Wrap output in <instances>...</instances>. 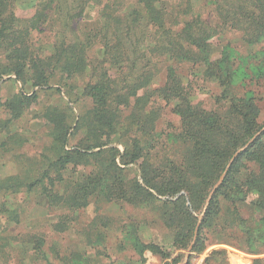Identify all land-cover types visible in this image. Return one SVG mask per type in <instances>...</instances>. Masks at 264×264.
Instances as JSON below:
<instances>
[{
    "label": "trees",
    "instance_id": "trees-1",
    "mask_svg": "<svg viewBox=\"0 0 264 264\" xmlns=\"http://www.w3.org/2000/svg\"><path fill=\"white\" fill-rule=\"evenodd\" d=\"M35 1L38 3L30 8L32 14L20 19L13 12L6 11L8 0H0V54L5 53L9 60L0 64V77L14 74L24 85L29 82L33 86H41L59 76L70 82L68 88L72 91L77 85L74 79L89 74L90 80L81 91L91 100V107L70 123L60 112L46 114V119L53 116L49 119L54 124L51 136L56 149L41 166L37 184L43 190L38 195L46 205L59 206L71 213L85 207L90 197L147 205L157 202L163 209L165 223L172 222L170 226L173 225L177 208L187 216L188 225L192 216L181 196L175 200H161L155 193L171 197L194 185L207 188L214 173L222 172L232 151L256 132L254 111L249 102L235 99L237 102H233V109L247 131L244 138H236L234 132L221 124L217 115L192 102L190 93L184 90L174 68L170 67L167 83L153 92L168 102L174 101L181 117V132L176 136L181 142H186L188 148L179 162L166 159L157 166L153 164L149 150L152 147L150 142L155 139L152 132L155 117L153 111L146 108V102L138 105V99L145 96V87L154 77L149 67L158 63L161 57L193 65L204 63V74L208 78L229 85L235 71L233 60L225 49L219 58L213 59V40L225 29L242 31L244 41L249 44L264 39V0H207L217 17L214 25L194 9L192 0H126V4L124 0L106 3L104 0ZM174 1H178L176 8L172 5ZM90 4L98 8L95 23L83 21ZM48 22H53L58 29L53 52L42 58L35 50H29L25 41L31 30L40 29ZM96 44L100 45V57L97 56L95 63L90 64L88 55ZM148 49L152 53L145 58L147 64L141 65ZM252 58L256 60L254 69L264 77V52H256ZM141 90L144 94L131 102V98ZM19 98L18 101L22 102L23 98L27 99ZM129 109L130 113L125 114ZM122 123L126 126L122 127ZM214 131H221V136L228 138L231 150L214 141ZM69 140L75 143L68 146ZM114 142L123 145V152L116 146H109ZM226 151L229 153L223 159ZM120 164L138 167L142 182L138 181L136 174L123 179L125 171L130 170ZM89 165L90 171L66 184L64 171ZM47 180L49 182L44 183ZM14 185H17L14 181L7 182L5 188L8 190ZM218 197L227 203L221 224L224 233L243 239L248 253H262L264 133L238 156L213 194L198 227L192 246L194 251L204 243L201 229L211 227L219 213ZM240 203L249 207L251 213L248 217L238 208ZM6 212L9 220L19 223L16 210ZM63 215H60L61 219ZM61 219L51 225L56 232L64 229ZM179 231L174 233L172 245L186 249L192 237V226ZM30 236L34 241L30 245L33 246L22 249L21 264L47 259L43 250L44 238L36 234ZM124 238L125 243L141 257L137 261L140 264L144 261L142 254L145 249L164 256L168 254L156 244H144L133 224L126 226ZM30 250H33L32 254ZM220 252L214 250L212 254Z\"/></svg>",
    "mask_w": 264,
    "mask_h": 264
},
{
    "label": "rangeland",
    "instance_id": "rangeland-1",
    "mask_svg": "<svg viewBox=\"0 0 264 264\" xmlns=\"http://www.w3.org/2000/svg\"><path fill=\"white\" fill-rule=\"evenodd\" d=\"M108 1L112 2V0H104L105 3ZM37 3L35 0H8L6 11L13 12L15 16L22 19L32 14L33 11L30 8ZM124 3L126 4V0ZM177 3L178 1L172 2L174 8ZM192 4L203 19L210 21L212 25L217 23V17L211 10V6L207 4V0H192ZM90 5L84 12L83 21L95 23L98 8ZM56 29H58L57 25L54 26L53 22H48L40 29L31 30L25 41L29 50H35L37 54L43 56L42 58L51 54ZM224 49L231 55L235 69L232 82L227 86L208 78L204 74V63L193 65L191 62L165 60V57H161L158 63L149 67L153 70L154 77L145 87L147 91L145 96L138 99V105L146 102V108L151 109L155 117L152 124L155 139L150 142L152 147L149 149L154 165L158 166L166 159L179 162L188 148V144L181 142L176 136L181 132L179 109L174 106V101L168 102L158 97L157 92H153L167 83L170 67L174 68L184 90L190 93L192 102L206 112L217 115L223 122L221 124L226 125L225 128L228 127L226 130L234 132L236 138H244L247 131L243 127L241 117L233 109V104L237 102L235 99L242 98L251 104L255 114L256 132L264 126V77L254 69L256 60L252 58L256 52H264V39L249 44L244 41L242 31L225 29L213 40L211 57L219 58ZM99 51L100 45L96 44L88 55L90 64L95 63L97 56L100 57ZM144 53L141 65L147 64L145 58L152 52L148 49ZM0 58V64H6L9 61L5 53L0 54ZM89 80V74L75 78L77 85L71 91L68 88L70 82L59 76L41 86H33L29 82L24 85L14 74L0 77V264H21L22 249L31 246L30 244L34 242L30 234L44 238L43 250L47 257L46 260L33 264H84L86 262L140 264L137 261L141 257L125 243L124 236L128 224L134 225L138 237L144 244H156L168 253L164 256L145 249L142 254L144 261L141 264H179L183 261L194 237L206 198L222 172L217 175L214 173L207 188L201 189V186L194 185L188 190H180L171 197L160 196L152 191L161 200H175L181 196L187 211L192 216L190 219L192 221L188 225L187 216L177 208L174 210L173 225L170 226L172 222L165 223L162 216L163 209L157 202L147 205L142 202L122 200L108 202L102 197H90L85 207L71 213L59 206L46 205V201L38 195L43 190L37 184L41 166L46 157L51 158L54 155L56 149L51 136L54 124L49 119L53 116H48L46 119V114L56 111L64 114L69 123L76 120L82 111L91 107L90 98L82 95L81 91ZM143 94L141 90L137 96L131 98V102ZM21 96L27 99L23 98L24 102L18 101ZM129 113L130 109L125 114ZM121 126L124 127L126 124L122 123ZM129 128L131 129L130 126ZM220 132H213L214 141L221 146L225 144L226 150H231L228 138L222 137ZM125 141L127 139H124ZM73 143L75 142L69 140L68 146ZM109 146H116L120 152H123L121 143L114 142ZM240 146L232 151L230 157ZM228 153L225 152L223 159ZM230 157L226 159V164ZM120 166L125 165L120 164ZM125 167L130 171H125L123 179L136 174L138 181L142 182L138 167L133 164ZM90 169L89 165L64 171V177L67 178L66 184L77 180ZM13 181L17 185L6 190V183ZM47 182L49 181L44 183ZM218 205L219 213L215 215L213 225L207 229L205 226L201 229L205 236L204 243L200 244L197 250H190L186 264H264V251L260 254L248 253L243 239L224 233L221 224L227 203L218 197ZM238 208L246 217L251 213L244 203L238 204ZM6 210L18 212V224L7 218ZM62 213L64 215L61 219ZM60 219L64 222V229L56 232L51 225ZM185 226H192V237L187 248L180 249L172 245L173 237L176 231L185 230ZM260 249L263 250V247ZM214 250L222 252L212 254ZM32 252L33 250H30V254Z\"/></svg>",
    "mask_w": 264,
    "mask_h": 264
},
{
    "label": "water",
    "instance_id": "water-1",
    "mask_svg": "<svg viewBox=\"0 0 264 264\" xmlns=\"http://www.w3.org/2000/svg\"><path fill=\"white\" fill-rule=\"evenodd\" d=\"M264 133V126H262L257 132H255L253 134V136L251 138H249L242 146H240L239 148H237L234 153L232 154V156L230 157V159L228 160L224 170L222 171V173L220 174L218 180L216 181V183L213 185L212 189L210 190L207 198H206V201H205V206L203 208V211L201 212L199 218H198V222H197V226L195 228V231H194V237L190 243V245L188 246V249H187V253L185 254L184 256V259L181 263L179 264H186L187 260H188V253L190 252V250L192 249V246L195 242V238H196V235H197V231H198V226L201 222V219L204 215V212H205V209H206V206L209 204V201L212 197V195L214 194V192L218 189V187L221 185V183L223 182V179L224 177L226 176L228 170L230 169V167L232 166V164L234 163V161L238 158V156L244 152L246 149H248L252 144L253 142L262 134Z\"/></svg>",
    "mask_w": 264,
    "mask_h": 264
}]
</instances>
